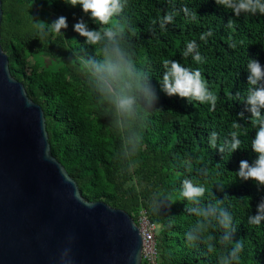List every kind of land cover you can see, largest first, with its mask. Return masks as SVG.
<instances>
[{"label":"trees","instance_id":"1","mask_svg":"<svg viewBox=\"0 0 264 264\" xmlns=\"http://www.w3.org/2000/svg\"><path fill=\"white\" fill-rule=\"evenodd\" d=\"M1 2L0 45L8 56L11 76L42 108L51 155L86 201L122 210L135 222L138 212L146 210L159 227L156 264H219L221 253L236 243L242 246L238 264H264V221L260 227L248 224L264 199V189L235 176L241 160L250 164L255 160L250 143L256 129L243 97L247 61L264 66V16L236 18L214 0H126L116 23L123 28L134 64L149 76L159 96L143 121L128 128L117 127L97 104L79 63L93 57L95 49L84 44L73 25L83 19L92 30L103 26L91 21L78 5L63 0ZM169 14L171 22L161 28V20ZM60 16L67 18L68 25L61 30L62 37L41 40L35 35L34 23L51 24ZM201 35H206V42L199 39ZM192 40L197 47L185 58L186 42ZM197 52L203 64L194 63ZM163 58L199 68L216 96L215 106L163 95L157 83ZM233 124L239 127L234 129ZM133 130L139 136L135 144L129 140ZM234 131L240 148L220 152ZM184 180L206 188L199 205L180 196ZM216 204L232 216L229 245L218 243L223 235L219 226L196 232L203 218L188 212L189 207ZM189 232L197 239L189 241ZM208 235L213 239L207 240Z\"/></svg>","mask_w":264,"mask_h":264},{"label":"water","instance_id":"2","mask_svg":"<svg viewBox=\"0 0 264 264\" xmlns=\"http://www.w3.org/2000/svg\"><path fill=\"white\" fill-rule=\"evenodd\" d=\"M0 0V25L2 20ZM132 217L86 201L0 45V264H141Z\"/></svg>","mask_w":264,"mask_h":264},{"label":"clouds","instance_id":"3","mask_svg":"<svg viewBox=\"0 0 264 264\" xmlns=\"http://www.w3.org/2000/svg\"><path fill=\"white\" fill-rule=\"evenodd\" d=\"M69 6H79L81 11L95 24L103 26L99 30L90 29L83 20H78L73 25V31L81 38L86 46L95 49V55L79 61L81 71L85 74L87 85L96 98L97 104L113 119L117 127L134 128L142 122L149 111L159 102V96L151 83L149 76L136 67L132 60V53L128 44L123 39V28L116 23L115 18L123 11L126 0H63ZM215 4L225 11L231 12L236 18L242 14L245 16H264V0H214ZM188 14V9H184ZM195 19V14H192ZM172 14L166 15L160 22L161 28L165 23H170ZM232 23L229 24L231 28ZM67 18L58 17L51 24L37 22L33 24V31L41 40L49 36H63L62 29H67ZM206 35H211L207 33ZM206 35L199 39L206 42ZM235 47V44L232 45ZM194 40L186 42V50L183 56L188 57L195 49ZM195 64H203L199 52L192 57ZM162 72L157 83L159 91L168 98L179 97L189 102L196 101L200 104H209L214 107L216 96L209 91L208 83L199 68L185 66L174 59L163 58L161 60ZM247 91L243 97L246 111L250 113L251 125L256 129L255 137L251 140L250 148L255 154V160L250 164L247 160L239 162L235 176L241 181H254L258 189H264V66L257 60L249 59L246 64ZM243 116V113L240 114ZM232 127L238 128L237 124ZM238 132L231 133V142H225L219 151L226 149L229 153L235 152L241 146L237 138ZM129 140L132 143L139 142L138 134L130 132ZM215 134H213V147H215ZM206 188L202 185H194L190 180L182 182L180 196L191 205H199L205 196ZM188 212L198 217L195 231L206 233L209 227L223 229V235L218 243L229 245L232 243L231 235L234 229L232 216L219 204L214 207L201 208L189 207ZM213 219L215 224L212 223ZM264 221V199L256 205V214L248 217V224L260 227ZM189 241L197 239L193 232L187 235ZM211 235L207 240H212ZM241 245L236 243L234 247L221 253L219 264H233L237 261ZM209 244V251H212Z\"/></svg>","mask_w":264,"mask_h":264},{"label":"built area","instance_id":"4","mask_svg":"<svg viewBox=\"0 0 264 264\" xmlns=\"http://www.w3.org/2000/svg\"><path fill=\"white\" fill-rule=\"evenodd\" d=\"M135 223L142 238L141 261L146 264H156L158 253L155 237L159 227L150 221L144 209L138 212Z\"/></svg>","mask_w":264,"mask_h":264}]
</instances>
